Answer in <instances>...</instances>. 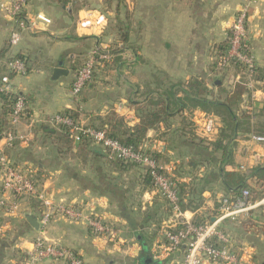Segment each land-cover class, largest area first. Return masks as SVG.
I'll return each mask as SVG.
<instances>
[{
	"label": "crops",
	"instance_id": "crops-1",
	"mask_svg": "<svg viewBox=\"0 0 264 264\" xmlns=\"http://www.w3.org/2000/svg\"><path fill=\"white\" fill-rule=\"evenodd\" d=\"M9 1L0 0V50L7 47L3 58L22 55L29 64L26 75L11 78L30 114L18 128L23 138L7 148V155L35 176L56 202L79 203L90 214L111 222L116 235L96 236L86 222L61 217L40 234L26 218L0 206V264H25L40 235L73 248L88 264H171L182 260L184 251L167 249L164 230L202 217H210V223L228 237L227 245L239 255L238 264H264V195L251 190L250 205L235 218L216 215L221 199L230 197L222 182L223 171L243 175L264 167V141L254 139L264 136V0H257L252 8L249 27L257 77L249 82L251 88L240 103L233 105L241 122L236 123L234 139L228 145L224 142L226 149L217 150L211 144L225 126L213 108L189 106L175 114L169 128L161 123L148 132L145 148L159 152L158 162L177 185H185L179 190L184 206L180 212L155 188L145 186L141 169L118 171L94 143L88 156L79 154V142H74L71 152H62L39 126L53 128L49 119L64 110L75 112L84 125L115 110L133 125L138 118L131 101L142 100L149 90L161 91L196 77L206 82L214 97L224 98L222 90L239 81L242 72L230 66L216 74L212 63L229 43L241 0H68L65 4L28 0V11L45 12L52 24L39 33L25 32L15 47L10 46L15 23L1 9ZM96 13L107 18L103 29L80 26V19ZM121 33L127 34V41ZM76 36L91 38L83 41ZM96 45L119 47L121 60L98 71L83 93L74 96L75 74L67 57ZM60 66L69 73L54 78L53 71ZM0 67V75L7 72L4 65ZM185 117L194 123L196 136L206 141L204 147L185 142L179 134ZM120 178L122 183L117 182ZM30 213L39 218L40 213ZM244 221L255 226L246 227ZM40 264L63 263L45 260Z\"/></svg>",
	"mask_w": 264,
	"mask_h": 264
},
{
	"label": "built area",
	"instance_id": "built-area-1",
	"mask_svg": "<svg viewBox=\"0 0 264 264\" xmlns=\"http://www.w3.org/2000/svg\"><path fill=\"white\" fill-rule=\"evenodd\" d=\"M257 0H241L231 26L228 48L218 56L219 65L227 68L238 66L242 72L241 78L249 82L256 73V58L250 45V20L252 8ZM28 0H10L1 4V9L15 23L10 34V46L15 47L22 38V34L39 33L52 24V18L45 12H29ZM80 26L89 29H103L107 25V18L103 13L90 14L80 19ZM115 55L112 47H93L77 70L72 85V94L79 96L93 81L96 73L106 67ZM0 57V66L4 65L7 72L0 78V93L14 96L11 112V128L0 135V206L13 216L26 218L32 212L29 199L41 203L39 214V230L43 234L50 222L58 217H66L71 222H86L96 236L112 238L115 234L111 222L98 215L84 214V210L77 204H61L54 202L50 195L41 188L36 177L28 173L20 165L11 160L6 150L23 138L19 133V125L25 118L27 107L26 99L20 95L15 87L10 73L26 75L28 73L25 61L9 56ZM240 78V79H241ZM251 83V82H250ZM52 125L69 126L75 142H81L82 136L88 137L94 144L100 145L109 159L133 163L148 171L153 178L155 189L167 200L169 206L180 212L181 196L176 180L170 172L156 158L144 151L135 150L118 140L109 138L103 131L74 120L71 116L57 113L49 121ZM208 130L212 129L210 121ZM258 141H264V136H254ZM251 193L243 191V199L237 204L230 197H223L219 206V218H235L237 214L250 205ZM264 200V199H263ZM21 212V214H18ZM164 235L169 251L185 250L182 260L171 264H238L239 255L228 244V237L217 230L214 223L198 224L186 219L179 228H166ZM217 237L218 245L211 244L212 237ZM49 260L63 264H88L73 248L59 242H50L44 235L38 236L34 241L33 249L28 253L25 264H40Z\"/></svg>",
	"mask_w": 264,
	"mask_h": 264
},
{
	"label": "trees",
	"instance_id": "trees-1",
	"mask_svg": "<svg viewBox=\"0 0 264 264\" xmlns=\"http://www.w3.org/2000/svg\"><path fill=\"white\" fill-rule=\"evenodd\" d=\"M60 2L65 4L68 2V0H60ZM87 38L91 37H75L76 40L81 39L83 41ZM121 38L123 41H127V34L121 33ZM227 48L228 44L227 46L220 49L223 51L218 53V55H221ZM6 51L7 47L1 49L0 57H2ZM120 52L121 49L119 47H112V54L115 56L111 62L106 63V66H109L110 64L113 65L119 60H121L120 56H118ZM77 53L80 54L79 52ZM14 58H18L25 61L22 55H15ZM6 59L8 60L12 58L6 57ZM25 63L29 71V64L26 61ZM82 63L79 64L77 67L76 65H74V69L77 68L78 70L81 67ZM212 68L214 73L216 74L220 71L224 72V69H226L219 65L218 58H216V60H214V62L212 63ZM237 68L239 67L237 66ZM13 75V73H10L11 77ZM256 75L257 69L254 75L255 79L257 77ZM0 76H2V74ZM250 88L251 87L249 86V81L246 78H241L239 81L233 83L230 88L224 89V91L222 90V92H224V98L214 97L213 92L210 90L209 87H207L206 82L203 79L196 77L190 79L189 81L173 83L163 88L161 91H156L154 89H152V91L149 90L147 93L148 95L145 96L142 100L131 101L130 105L134 108L135 114L138 118V122L133 125L129 124V121L125 115H121L115 110H111L104 116H97L93 118L92 123L90 125H87V127H92L96 130L103 131L109 138L118 140L126 146H132L135 150L144 151L146 154L151 155L158 160V157L161 155L159 152H151L150 150H147L145 148L148 137L147 135L150 130L158 128L161 123L167 126V128H169L171 126V119L175 116V114L183 112L189 106H197L203 109L213 108L216 114L222 119L225 126L221 130L219 139H217L211 144L217 150H225V143L227 142L226 145H228L231 140H233L235 137L236 123L240 124L241 122L239 116H237L232 110L233 105L239 104L241 101V97L245 93L249 92ZM179 94L182 95L179 96ZM16 96H20V93H18ZM0 97L2 99V111L0 114L1 135L5 130L11 128L10 118L14 96L4 95L0 93ZM25 113V118H27L30 114L28 105L26 107ZM58 113L71 116L76 121L78 120L77 114L71 110H64ZM44 126V124L39 126L40 131H43L48 137H50V139L53 140V142L56 144L60 151H65L67 153L71 152V150L74 148L75 141L72 135L71 128L69 126L52 125L53 128H45ZM195 130L196 127L194 123L191 120H186L185 117L184 121L180 125L179 134L185 137V142L194 143L198 146L204 147V143L206 141L201 138H198L195 134ZM196 138L199 139L197 142H195ZM92 144V140H90L86 136H82V140L81 142H79L78 146L79 154H81L82 156L90 155ZM105 157L107 158L109 164H112V166L115 167L118 171H124L130 168L141 169L143 171L142 176L145 186L150 189L155 187L153 178L150 173L148 171L143 170L140 166L133 163H125L120 160L109 159L106 154ZM223 172L224 173H222V182L227 188L230 194V198L237 204L242 201L244 190H248L250 192L251 190H253L256 193L264 195V167L256 168L252 171V173L243 175H238L235 173L232 174L226 171ZM231 180H235V183H232ZM178 185L179 190H181L182 192L185 185L180 183ZM29 202L31 203V207L33 209L32 211L40 213L41 203L33 199H29ZM181 203L182 204H180V206L182 205V207H184L183 202ZM216 215H219V212H217ZM194 222L198 224L210 223V217H202L199 220H194ZM242 224L246 227L249 225V227L255 226L254 224L245 221ZM209 242L211 244L218 245L215 237H212ZM180 250H183L185 254V250L183 249V247H181L179 251ZM217 264L226 263L220 261Z\"/></svg>",
	"mask_w": 264,
	"mask_h": 264
},
{
	"label": "rangeland",
	"instance_id": "rangeland-1",
	"mask_svg": "<svg viewBox=\"0 0 264 264\" xmlns=\"http://www.w3.org/2000/svg\"><path fill=\"white\" fill-rule=\"evenodd\" d=\"M69 53V52H68ZM76 55L72 58L71 56L69 57H67V55L68 54H66V57H67V60H68V66H69V68H71V71H72V75L73 74H75L76 73V70H77V68L76 69H74V65H76V67L79 65V64H81L82 62H83V60L86 58V56H87V52H85V51H83L82 53H80V54H78L77 52H74ZM105 71H108V69L107 70H105ZM117 182H119V183H122V179L120 178V179H118L117 180ZM51 197V196H50ZM52 198V197H51ZM52 200L54 201V202H56L53 198H52ZM57 203H61V204H77V205H79L80 207H82L79 203H75V202H68V203H64V202H62V201H57ZM82 209L84 210V214L86 215V217L88 216V214H90L89 212H87L83 207H82ZM18 214H21V212H19ZM92 215H94V214H92ZM61 218H65V219H67V220H69L68 218H66V217H61ZM70 221V220H69ZM41 234V233H40Z\"/></svg>",
	"mask_w": 264,
	"mask_h": 264
},
{
	"label": "water",
	"instance_id": "water-1",
	"mask_svg": "<svg viewBox=\"0 0 264 264\" xmlns=\"http://www.w3.org/2000/svg\"><path fill=\"white\" fill-rule=\"evenodd\" d=\"M53 72H54L53 77L58 78L61 75H67L69 73V70L60 66V67H56ZM26 219L30 222V224L34 228L36 229L39 228V218L36 215L31 214V213L27 214Z\"/></svg>",
	"mask_w": 264,
	"mask_h": 264
}]
</instances>
